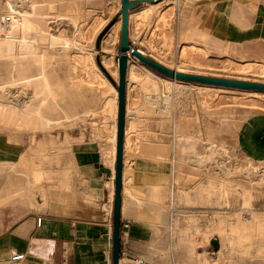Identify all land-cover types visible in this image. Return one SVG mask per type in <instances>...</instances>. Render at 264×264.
<instances>
[{
	"label": "rangeland",
	"instance_id": "obj_1",
	"mask_svg": "<svg viewBox=\"0 0 264 264\" xmlns=\"http://www.w3.org/2000/svg\"><path fill=\"white\" fill-rule=\"evenodd\" d=\"M26 1L0 0V5H3L0 6V100L2 102L0 130L18 134L28 132L33 146L30 150L33 156V168L39 171V177L34 178V182L41 181L42 174L44 179L49 181L56 173L59 159H63L68 150V130L92 127L100 138L111 140L109 134L114 114L113 104L110 103L106 108L99 107L100 98L97 95L101 84L90 85L84 82L83 76L85 69L90 71L93 69L102 72L113 86V82L117 80L115 72L108 71L101 60L103 55H110L114 68V63H117L120 32V25L118 26L117 22L120 16V1L37 0L36 2L32 0L43 16L42 27H45V31L50 30V33L48 32L50 35L41 41L40 50L32 54L35 55V60L30 66L34 73L33 88L40 101L37 102L39 103L37 107L44 117L52 121L51 125L45 122V118L36 120L30 114L27 116L21 114L16 121L12 120L13 101L6 89L10 75L14 70L19 75L28 73L23 68L27 67L26 59L14 63L15 45H12L18 40L21 30L28 28L29 25L22 20L21 15H29L26 11ZM255 2L264 4V0ZM220 3L221 0L164 1L156 8L157 10H154L156 12L150 13L151 15L146 14L142 17L135 15L131 19L129 41L132 46L151 54L164 64L174 67L177 62L186 66L184 71L264 82V72L245 73L233 70L231 67L235 61L244 60L262 63L263 67L264 47L261 46V51L258 52H251L249 48L235 49L234 44L213 35L212 27L206 26L205 18L210 15L215 25L220 15L224 23L233 18L235 21L238 19L239 25H245L243 5L239 0H224L221 8ZM14 4L16 7L13 6ZM142 5L144 3L135 9ZM12 8L16 9L13 14L17 13L18 24L14 21L12 23L7 15ZM186 17L190 24L187 29ZM28 29H26L27 34L35 36V28ZM190 43H197L205 48L201 50L202 52L197 48L194 51V48L189 46ZM86 54H90L88 56L91 64L86 65L81 58H78ZM195 57L199 59V64L194 62V59H197ZM98 61L107 70L109 76L105 74ZM136 64L138 65L131 66V75L127 80L129 83L125 114L128 121L127 156L131 154L136 156L139 148L142 154H155L169 161L168 168L163 174L169 178L162 183L160 197L165 208V229L168 230L169 227V237L171 236L169 243L173 249H170L173 255L171 264L174 255L178 258L177 264H264V158H250L243 155L239 150L237 139L238 135L241 138L246 135L250 140V149L255 150L259 156H264V99L246 92L252 91L249 89L212 85L224 87V90L215 91L216 94H213L215 93L213 91L205 94L195 87L194 82L179 81L173 87H169L165 80H162V83L158 84L155 96L162 99V104L168 103L169 111L164 109L161 112L160 109H154L150 105L147 99L148 92L142 90L139 85L141 81L148 84L153 78L149 77L147 71L143 72V67L139 63ZM112 65L111 68L114 69ZM108 93L113 95L110 89L107 90ZM7 98L10 100L7 101ZM148 122L155 123L160 132L152 134L151 140H144L145 137L141 135L139 129ZM59 131L65 134V140ZM140 138H143L141 142H139ZM146 145L154 152L146 151L144 149ZM43 146L45 150H42ZM162 148L165 149L163 153H161ZM47 152L50 153L49 157ZM172 158H175L174 164L171 163ZM66 164L68 165L69 162L66 161ZM125 164L127 174V158ZM174 167L178 172L176 169L173 170ZM224 168L229 171L227 176L222 174ZM171 175H174L173 179ZM220 181L227 186L223 199L218 195L222 184ZM240 221L250 224H247L248 231L251 230V233L248 232L250 235L248 238L240 236L241 230L238 224ZM256 221L263 226V231L258 228V223L255 224ZM234 224H236L235 228ZM212 238H216L220 244L217 249L211 244ZM257 248L263 251L259 250L260 254H258ZM166 254L170 256L169 250Z\"/></svg>",
	"mask_w": 264,
	"mask_h": 264
},
{
	"label": "crops",
	"instance_id": "obj_2",
	"mask_svg": "<svg viewBox=\"0 0 264 264\" xmlns=\"http://www.w3.org/2000/svg\"><path fill=\"white\" fill-rule=\"evenodd\" d=\"M239 1L245 25L224 23L220 15L211 32L234 44L235 49L261 51L264 4ZM223 3L221 0L220 8ZM188 26L186 17V29ZM136 61L130 60L129 64L139 63L143 72L147 71L159 85L162 83L166 76ZM127 75L128 67L126 103ZM139 131L144 140H151L152 134L160 132L152 122L143 124ZM67 132V156L59 159L56 173L49 181L42 174L41 181L34 182L30 151L33 146L28 132L0 130V264H112L115 157L111 140L100 138L92 127ZM59 134L65 140V134L60 131ZM125 138L124 131V144ZM237 139L243 155L264 158L250 149L246 135L243 138L238 135ZM124 158L125 153L118 264H171L173 249L169 246V227L165 229V208L160 197L162 183L169 178L163 175L169 161L155 154H142L138 148L136 156L126 155L128 172L124 175ZM168 250L170 256L166 254ZM15 253L24 256L11 259ZM137 258L142 262L138 263ZM177 261L174 255L173 264Z\"/></svg>",
	"mask_w": 264,
	"mask_h": 264
},
{
	"label": "bare ground",
	"instance_id": "obj_3",
	"mask_svg": "<svg viewBox=\"0 0 264 264\" xmlns=\"http://www.w3.org/2000/svg\"><path fill=\"white\" fill-rule=\"evenodd\" d=\"M72 1V0H71ZM119 1H121V0H119ZM164 1H167V0H159V1H156V2H150V1H146V2H144V5H142V6H140L139 8H137V9H132V10H130L129 11V23H128V25H129V28H131V19L133 18V17H135V15H136V17H138V16H140V17H142L143 15H146V14H152L153 13V11L162 3V2H164ZM256 1V0H255ZM11 2V1H10ZM36 2H37V0H36ZM46 2H47V0H46ZM258 2V1H257ZM4 3V2H3ZM25 3V2H24ZM26 3H27V9H26V11L28 12V14L29 15H27V16H24L23 14H21L23 17V21H25V23H27V25H28V28H32V29H34L35 28V32H34V34H35V36L33 35V36H29L28 34H27V31H26V29L27 30H29L28 28H21L22 30H21V33H20V35H19V38H18V40L14 43V44H12L13 46L15 45V49H13L14 50V52H13V55L15 56V62L14 63H16L18 60H20V59H26V63H27V67L26 66H24L23 68H25L26 69V71L28 72V73H25L24 75H19L17 72H16V70H14L12 73H11V75H10V82H9V85H8V87L6 88L7 89V93H8V95H9V97H10V99L13 101V106L11 105V108H12V120L13 121H16L17 120V118L20 116L21 117V114H26V116L27 115H32L36 120H39V119H43V118H45L44 120H45V122L47 123V124H49V125H51L50 123L52 122L49 118H46V117H44L43 115H42V113L39 111V108L37 107V105H39V103H37L38 101H39V96H38V94L34 91V88H33V83H34V80H33V74L34 73H32V69H31V67L32 66H30V64L32 63V61L33 60H35L34 58H35V55H33L32 56V54L33 53H35V52H37V51H39L40 50V48H41V41H43V39H45L46 37H48L50 34V30L49 31H45L44 30V28L45 27H42V18H43V16L38 12V9H37V7L35 6L36 4H34V2L32 1V0H27L26 1ZM44 3H45V1H44ZM166 3V2H165ZM8 4V3H7ZM11 4V3H10ZM15 4H16V2H15ZM15 4L13 5V6H15ZM46 4V3H45ZM53 5V4H52ZM121 5V2H119V6ZM0 6H3L2 4L0 5ZM12 5H11V7H13ZM16 6H17V4H16ZM15 6V7H16ZM18 6H19V3H18ZM38 6V5H37ZM10 7V6H9ZM39 7V6H38ZM48 7V6H47ZM50 7V6H49ZM55 7V6H54ZM5 8V7H4ZM25 8V7H24ZM6 9V8H5ZM48 9V8H47ZM184 9V8H183ZM6 10H8V9H6ZM15 10L16 9H14L13 10V8L12 9H10L8 12H9V14H7V15H9V20L12 22V21H14V23L16 22V24H18L17 23V17H16V15H17V13H16V15H14L13 14V12H15ZM71 10V9H70ZM157 10V9H156ZM212 10V9H211ZM236 10V9H235ZM4 11V10H3ZM18 11V10H17ZM47 11V10H46ZM159 11V10H158ZM214 11V10H213ZM216 11V10H215ZM241 11V10H240ZM6 12V11H5ZM19 12V11H18ZM154 12H156V11H154ZM236 12H238V11H236ZM7 13V12H6ZM42 13V12H41ZM233 13V12H232ZM1 14H3V13H1ZM5 14V13H4ZM51 14V13H50ZM150 14V15H151ZM214 14V13H213ZM216 14V13H215ZM229 14V13H228ZM53 15V14H52ZM240 15V14H239ZM243 15V14H242ZM49 16V12L47 13V17ZM214 16V15H213ZM230 16V15H229ZM46 17V18H47ZM52 17V16H51ZM207 17V16H206ZM236 17V16H235ZM238 17V16H237ZM242 17V16H241ZM19 19H20V17H18ZM50 18V17H49ZM45 19V18H44ZM206 19V21H204L205 23H206V26L207 27H212V28H215V24L212 22L214 19H213V17H211V15L209 16V17H207V18H205ZM229 18H227V20H228ZM21 20V19H20ZM20 20H18V21H20ZM119 20H120V16H119ZM119 20H118V26L120 25V22H119ZM238 20V19H237ZM235 21V20H233V18L231 19L230 18V21L231 22H233V23H236V24H238V21ZM51 21V20H50ZM44 22V21H43ZM1 23V22H0ZM13 23V22H12ZM5 24V23H4ZM7 24V23H6ZM22 24V23H21ZM44 25V24H43ZM239 25V24H238ZM14 26H17V25H14ZM19 26V25H18ZM205 26V25H204ZM21 27V26H20ZM25 27H27V26H25ZM47 27H49V25L47 26ZM18 28V27H17ZM6 29V28H5ZM19 29V28H18ZM18 29H17V31H18ZM9 31H10V28L8 29ZM15 30V29H14ZM31 30V29H30ZM193 31V30H192ZM20 32V31H19ZM49 32V33H48ZM187 32V31H186ZM193 33V32H192ZM201 33V32H200ZM15 34V33H14ZM19 34V33H18ZM55 33H53V35H54ZM191 34V33H190ZM17 35V34H16ZM1 36V35H0ZM201 36H202V33H201ZM63 37V36H62ZM5 38V37H4ZM66 38V37H65ZM7 39V38H6ZM8 39H11L10 37H8ZM14 39H15V37H14ZM69 39V38H68ZM202 40V39H201ZM71 42H73V41H71ZM57 43V42H56ZM11 45V46H12ZM105 45V44H104ZM102 46V45H101ZM107 46V45H106ZM190 47L192 46L193 48H194V51H195V48H197V49H199L200 51L201 50H204V46H202V45H200V44H197V43H190V45H189ZM52 47V46H51ZM190 47H189V49H190ZM191 47V48H192ZM55 48V47H54ZM57 48V47H56ZM59 48V47H58ZM103 48V47H102ZM106 48V47H105ZM109 48V47H108ZM152 49V48H151ZM196 49V50H197ZM56 50V49H55ZM59 50V49H58ZM103 50V49H102ZM191 50V49H190ZM104 51H106V50H104ZM103 51V52H104ZM198 51V50H197ZM42 52V51H41ZM187 52V51H186ZM202 52V51H201ZM203 52H205V51H203ZM56 53V52H55ZM65 53V52H64ZM108 53V52H107ZM195 53V52H194ZM199 53V52H198ZM197 53V54H198ZM196 54V53H195ZM88 55H90V54H86V55H81V56H79L78 58L80 59L81 58V60L87 65V64H91V61H90V59H89V56ZM201 55V54H200ZM205 55V54H204ZM110 55H103V57H102V64L105 66V68L108 70V71H110V70H112V71H114L115 72V75H116V77L118 76V71H117V66H116V64L117 63H114V66H115V68L113 67V63H112V60H111V58L109 57ZM195 56H197V55H195ZM203 56V55H202ZM184 57V56H183ZM199 57V56H198ZM29 58H31V59H29ZM57 58V57H56ZM65 58V57H64ZM91 58V57H90ZM195 58H197V57H195ZM27 59H28V61H27ZM198 59V58H197ZM197 59H194V62H196V63H198L199 64V59L197 60ZM11 60H12V58H11ZM30 61V62H29ZM45 62V61H44ZM181 62H183V61H181ZM234 62V61H233ZM233 62H231L232 64H233ZM236 62V61H235ZM234 62V64L232 65V64H230V65H232L231 67L233 68V70L235 69V70H237V71H240V72H260V74L262 73V72H264L263 71V68H264V65H263V67H262V63L260 64V63H256V62H254V61H249V60H244V61H241V62H236L235 63ZM33 63H34V61H33ZM32 63V64H33ZM12 64H13V62H12ZM28 64H29V66H28ZM229 64H227V65H229ZM111 65H112V67L114 68V69H112L111 68ZM131 66H132V63H130L129 64V66H128V75H127V78L129 79L130 77H129V75H131L130 73H131ZM175 67H176V69L177 70H179V71H184V68L186 67H184L182 64H180V63H177L176 62V64H175ZM228 68V67H227ZM39 69V68H38ZM145 69V68H144ZM10 71V70H9ZM23 71V70H22ZM40 71V70H39ZM38 71V72H39ZM37 74V73H36ZM39 74V73H38ZM46 74H47V72H46ZM48 75V74H47ZM47 75H46V77H47ZM133 75V74H132ZM38 76V75H37ZM84 82L86 81L87 83H89L90 85H92V84H94V83H96V84H101V85H99V86H101V89L99 90V93H98V95L97 96H99V98H100V102H99V107H102V108H106V106L107 105H109L110 103H112L113 104V110H114V114H113V120H112V127H110V137H111V145H112V147H111V149H112V154H113V156L115 157V141H116V115H117V90H116V87H114L112 84H111V82L106 78V76L102 73V72H100V71H98V70H87V69H85V71H84ZM144 77H145V75H144ZM138 78V77H137ZM127 79V80H128ZM152 79V78H151ZM150 79V80H151ZM165 82H166V84L167 85H169V87H173L174 85H176L177 84V82H179V81H181V80H177V79H174V78H170V77H166L165 79ZM46 81V80H45ZM182 82H184V81H182ZM186 82H191V81H186ZM48 83V82H47ZM45 84H46V82H45ZM192 84V83H191ZM194 84H196V88L200 91V92H203V93H205V94H208V92H215V91H219V90H224L223 88L224 87H213L212 86V84H207V83H198V82H194ZM17 85V86H16ZM139 85H140V87H141V89L142 90H145L146 92H148L147 93V99H148V101H149V103H150V105L152 106V107H154V109H157V110H159L160 109V111L162 112L164 109H167V107L169 106L168 105V103L167 104H165L164 102V104H162L161 103V101H162V99H158L157 98V96H155V92L157 91V88H158V83L156 82V81H154V80H152L150 83H148V84H144L142 81L139 83ZM38 86V85H37ZM49 86V85H48ZM218 86V85H217ZM219 86H221V85H219ZM168 87V86H167ZM227 87V86H226ZM47 88V87H46ZM234 88H236V87H234ZM1 89V88H0ZM108 89H110L112 92H113V95L111 96L109 93L107 94V90ZM178 89V88H177ZM241 89V88H240ZM244 89V88H243ZM53 90V89H52ZM249 90H252V91H246V92H249V94H253V96L254 97H259V98H262V99H264V91H259V90H253V89H249ZM212 92V93H213ZM217 92H215V93H213V94H216ZM4 94H6L5 92H4ZM248 94V95H249ZM7 95V94H6ZM72 95V94H71ZM42 96V95H41ZM75 96V95H74ZM146 97V96H145ZM207 97V96H206ZM51 98H52V96H51ZM73 98V97H72ZM9 98H7V101H9L8 100ZM53 99V98H52ZM207 99V98H206ZM47 100V99H46ZM112 100V101H111ZM3 101V100H2ZM159 101H160V103H159ZM260 101V100H259ZM40 102V101H39ZM0 103H2L1 102V100H0ZM7 102H5V104H6ZM41 103H43V102H41ZM148 103V104H149ZM205 103V102H204ZM46 104V103H45ZM98 104V103H97ZM206 104V103H205ZM29 105V106H28ZM48 105V104H47ZM43 106H45V105H43ZM97 106V107H98ZM149 106V105H148ZM8 107H10V106H8ZM46 107V106H45ZM96 107V106H95ZM4 107H2V109H3ZM42 108V107H41ZM169 108V107H168ZM1 109V108H0ZM52 110V109H51ZM168 110V109H167ZM167 110H165L166 112H167ZM164 111V112H165ZM169 111V110H168ZM11 114V113H10ZM125 114H126V110H125ZM166 114V113H165ZM166 117V116H165ZM10 118V117H9ZM7 119V118H6ZM5 119V120H6ZM20 119V118H19ZM11 120V119H10ZM18 121H20V120H18ZM33 122H36V121H33ZM44 122V123H45ZM173 123H174V121H172ZM58 123V122H57ZM23 124V123H22ZM56 124V123H55ZM103 126V125H102ZM44 127H47V126H45L44 125ZM106 127V126H105ZM42 128V127H41ZM127 128H128V121H127V119L125 118V134H126V138H125V144H124V149H123V153H125V158H124V160L126 159V153H127V151H128V147H127V143H129V142H127L128 140H127ZM109 130V129H108ZM108 130H106V132L108 131ZM107 134H108V132H107ZM251 136H252V133H251ZM181 139V138H180ZM174 141V140H173ZM179 142V141H178ZM209 143H211V142H209ZM146 151H148V152H154V151H152L151 150V148H149L148 149V145H146V147L144 148ZM218 151V150H217ZM163 152H165V149L164 148H162L161 149V153H163ZM216 152V151H215ZM222 152V151H221ZM254 152H255V150H254ZM258 152V151H257ZM224 153V152H223ZM256 153V152H255ZM217 155V154H216ZM151 156H154V155H151ZM150 157V156H149ZM155 157V156H154ZM161 158H163V157H161ZM160 158V159H161ZM225 158V157H224ZM223 158V159H224ZM112 159V158H111ZM155 159V158H154ZM175 159V158H174ZM174 159L172 158V160H171V163L172 164H174ZM218 159V157L216 158V160ZM162 160V159H161ZM164 160H166L165 158H164ZM179 161V160H178ZM264 161V160H263ZM175 162H176V160H175ZM221 162V161H220ZM176 163H178V162H176ZM181 164V163H180ZM1 165V164H0ZM216 165H219V164H217L216 163ZM220 167V166H219ZM17 168V167H16ZM178 169H179V167H177ZM217 168V167H216ZM222 168V167H221ZM15 169V168H14ZM19 169V168H18ZM20 169H22L21 167H20ZM174 169H176L175 167L173 168V170ZM177 170V169H176ZM219 170H220V168H219ZM17 171H19V170H17ZM27 171H28V169H27ZM26 171V172H27ZM31 171V170H30ZM126 171H127V168H126V166H125V168H124V171H123V173H124V175H126ZM165 171L166 170H164V172H163V174L165 173ZM177 172H178V170H177ZM218 172H221V171H218ZM228 169H223L222 170V174L223 175H226L227 176V174H228ZM25 173V172H24ZM180 173V172H179ZM236 173V172H235ZM33 176H34V178H37V177H39V171L37 170V169H33ZM236 176V175H235ZM124 177V176H123ZM169 177V176H168ZM258 177V176H257ZM174 178V175H171V179H173ZM232 179H233V177H232ZM231 180V179H230ZM214 181V180H213ZM216 181V180H215ZM263 181V180H262ZM221 182V181H220ZM211 183V182H210ZM217 183H218V181H217ZM222 183V182H221ZM210 185V184H209ZM217 186H219L218 184H217ZM221 187H220V194H218V195H220V197L219 198H221L222 197V199H223V196H225V194H226V188H227V186H225L224 185V183H222L221 185H220ZM232 186H233V184H232ZM38 187V186H37ZM41 188V187H40ZM207 188V187H206ZM229 188V187H228ZM173 189V188H172ZM215 189V188H214ZM42 190V189H41ZM216 190V189H215ZM237 190V189H236ZM212 191V190H211ZM216 192V191H215ZM212 193V192H211ZM183 194H184V192H183ZM214 194V193H213ZM172 195H173V190H172V192H171V197H172ZM182 195V194H181ZM232 195V194H231ZM185 196V195H184ZM188 199V198H187ZM228 200V199H227ZM230 200V199H229ZM221 201V200H220ZM170 202V201H169ZM221 203H222V201H221ZM231 203V202H230ZM225 204V203H224ZM227 205V204H226ZM229 206V205H228ZM223 207V206H222ZM221 207V208H222ZM230 207V206H229ZM220 208V207H219ZM216 212V211H215ZM220 212V211H219ZM224 212V211H223ZM227 212V211H226ZM229 212V211H228ZM230 212H232V211H230ZM229 212V213H230ZM234 212V211H233ZM236 212V211H235ZM228 214V213H227ZM237 214V213H236ZM219 215V214H218ZM221 215V214H220ZM224 215H226L225 213H224ZM234 216V215H233ZM236 216V215H235ZM240 216V215H239ZM223 218V217H222ZM232 218H235V217H232ZM244 218V217H243ZM248 218V217H247ZM227 219V218H226ZM237 219V218H236ZM253 219V218H252ZM242 220V219H241ZM262 220V219H261ZM221 221H223V219L221 220ZM227 221V220H226ZM230 221V220H229ZM231 221H232V219H231ZM238 221V220H237ZM219 222H220V220H219ZM238 223V222H237ZM250 223V222H249ZM253 223V222H252ZM256 223H258L257 221L255 222V224ZM238 224H240L239 226H240V230H241V234H240V236L241 237H247L248 238V236H250L249 235V233L248 232H250L251 230H249L248 231V227H247V222L245 223V222H239ZM264 224V223H263ZM236 224H234L233 225V227L235 226ZM248 225H250V224H248ZM239 226H237V227H239ZM256 226V225H255ZM257 226H258V228L259 229H263V226L260 224V223H258L257 224ZM220 227V226H219ZM230 227H231V225H230ZM174 228V227H173ZM235 228V227H234ZM257 228V229H258ZM224 229V228H223ZM238 229V230H239ZM250 229V228H249ZM253 230H254V228H252ZM255 229H256V227H255ZM235 230V229H234ZM234 230H232V231H234ZM259 231V230H258ZM263 231V230H262ZM235 232H238V231H235ZM260 232V231H259ZM233 233V232H232ZM251 233V232H250ZM252 233H254V232H252ZM258 234V233H257ZM236 235V234H235ZM238 235V234H237ZM255 235H256V233H255ZM264 236V235H263ZM171 237V236H170ZM225 237V236H224ZM258 237H259V234H258ZM251 238V237H250ZM252 238H253V236H252ZM171 240V239H170ZM230 243H232V241L230 242ZM171 245V244H170ZM220 244H219V242H218V247H220L219 246ZM244 245V244H243ZM249 245V244H248ZM254 245V244H253ZM240 246V245H239ZM217 247V248H218ZM216 248V249H217ZM245 250V249H244ZM248 250V249H247ZM257 250L259 251H263V250H261V249H258L257 248ZM260 251H259V253L258 254H260ZM217 252H219V251H217ZM246 252V251H245ZM244 252V253H245ZM248 252V251H247Z\"/></svg>",
	"mask_w": 264,
	"mask_h": 264
},
{
	"label": "water",
	"instance_id": "obj_4",
	"mask_svg": "<svg viewBox=\"0 0 264 264\" xmlns=\"http://www.w3.org/2000/svg\"><path fill=\"white\" fill-rule=\"evenodd\" d=\"M146 1L156 2L157 0H121V5L119 8L120 32L119 54L117 57L118 76L117 80L113 82L117 90V115L114 164V196L112 207V264H118L119 261L121 186L126 110V71L129 64V56L133 59L138 60L139 62L153 69L159 74L177 80L264 91L263 81L245 80L239 78L199 74L188 71H179L175 66L171 67L167 64H164L163 62L154 58L151 54L132 46L129 41V11L138 7L140 4ZM99 64L105 74L109 76V73L103 67V65H101L100 62ZM211 244L216 249L218 246L217 239L212 238Z\"/></svg>",
	"mask_w": 264,
	"mask_h": 264
},
{
	"label": "built area",
	"instance_id": "obj_5",
	"mask_svg": "<svg viewBox=\"0 0 264 264\" xmlns=\"http://www.w3.org/2000/svg\"><path fill=\"white\" fill-rule=\"evenodd\" d=\"M130 60H132V58L129 56V61ZM23 256H24L23 253H15V254H12L11 259H21V258H23ZM63 259H65V257H63ZM136 261L138 263H141L142 259L141 258H137Z\"/></svg>",
	"mask_w": 264,
	"mask_h": 264
}]
</instances>
